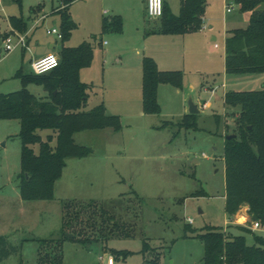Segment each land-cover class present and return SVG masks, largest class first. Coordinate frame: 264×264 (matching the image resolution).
<instances>
[{
    "label": "rangeland",
    "instance_id": "rangeland-1",
    "mask_svg": "<svg viewBox=\"0 0 264 264\" xmlns=\"http://www.w3.org/2000/svg\"><path fill=\"white\" fill-rule=\"evenodd\" d=\"M67 1L72 3L68 13L75 27L71 37L62 44L56 35L47 33L56 28L55 18L50 16L42 21V17H46L42 8L45 7L49 15L56 14L67 6L65 0H22L21 6L14 0H4V11H0V50L4 39L13 31L26 35L28 29H33L29 49L18 47L9 54L0 52V94L22 89L17 72L32 73V59L49 51L50 43L56 45L54 54L59 60L62 45L76 48L90 44L94 52L92 63L80 72L81 81L89 86L85 108L88 111L102 96V86L113 79L110 70L117 65V48L121 51L118 46L121 37L103 33V21L117 15L123 17L127 27L125 55L135 45H141V40L135 37L137 26L144 33L160 23L146 20L144 0ZM169 1L176 8L177 0ZM227 4L230 3L226 0H207L206 6L207 18L213 19L216 27L213 34L217 37L215 42L209 43L207 55L214 63L207 65L204 75L208 82L218 85L215 94L219 99L214 102V109L196 115L192 127L181 126L183 106H187L188 114L190 97L184 101L174 97L170 103H163L162 114L122 119L121 131L108 128L76 134V143L86 147L89 154L67 159L62 176L55 183L52 200L22 203L14 195L13 186L18 189L20 183L21 140L18 135L21 126L18 120H0V236L5 234V227L13 223L18 231L9 236V241L14 245L23 244L20 254L0 264H38L43 240L63 244V264H146L154 255L142 253L146 241L161 252L160 264H204L205 247L197 235L205 227L223 231L227 228L236 235H245L249 245L254 243L253 234L235 228L251 230L253 220L249 206L242 205L235 214L242 216L239 218L242 225H232L225 213V172L221 158L225 137L233 134L240 110L227 106L222 94L224 90H262L264 74L225 72L226 25L245 27V15L239 7L231 4L232 12L227 13ZM11 18L24 20L28 28L20 31L11 23V29ZM57 29L61 31L60 24ZM104 41L108 45H102ZM27 89L36 97L45 90L34 84ZM199 93L192 94L194 101ZM201 97L209 100L211 93H201ZM66 202H76L77 208L85 212L84 216L91 214L88 204L98 205L116 221H124L132 238H115L108 243L94 242L87 246L76 239H66L67 234L61 229L62 206ZM28 209L32 212V222L21 215L23 211L28 213ZM251 231L264 237V230ZM114 250L128 251L132 255L124 260L115 256Z\"/></svg>",
    "mask_w": 264,
    "mask_h": 264
},
{
    "label": "trees",
    "instance_id": "trees-1",
    "mask_svg": "<svg viewBox=\"0 0 264 264\" xmlns=\"http://www.w3.org/2000/svg\"><path fill=\"white\" fill-rule=\"evenodd\" d=\"M21 6L22 0H14ZM207 0H181L179 15H174L164 4V14L159 20L156 33L179 36L197 32L203 25ZM241 13H251L246 28L229 31L226 39L225 72L227 74H264V0H232ZM59 10L62 44L71 37L75 27L68 13L69 4ZM12 25L20 31L27 24L22 19L11 18ZM103 33L120 34L123 20L120 17L105 19ZM93 48L83 44L76 48L62 45L60 64L53 71L16 77L22 89L0 94V120H18L21 140V172L19 194L23 201H49L54 198L55 183L61 178L67 159L83 158L89 154L86 147L75 141V135L90 131L113 129L121 131L119 116L108 115L103 103L86 111L89 86L80 79V72L93 60ZM42 86L46 97H36L27 87ZM169 84L178 89L183 86L181 71H160L156 62L143 59L142 109L147 115L161 112L158 87ZM224 102L232 108H240L233 134L236 137L224 143L225 213L232 217L242 205H248L252 220L264 225V89L249 92H227ZM196 115H185L181 126H191ZM42 132H47L42 136ZM91 214L84 216L76 202L63 203L62 232L87 246L92 243H108L115 238H132L124 221L94 203L88 204ZM79 210H77V209ZM243 233L253 234L254 243L249 245L243 234L224 232L216 227H205L198 238L204 243V264H264V237L251 230L235 227ZM38 264H63V244L55 240H43ZM23 244L14 245L0 236V261L20 254ZM124 260L132 255L128 251H113ZM142 253L154 254L146 264H160L161 252L146 242Z\"/></svg>",
    "mask_w": 264,
    "mask_h": 264
},
{
    "label": "crops",
    "instance_id": "crops-1",
    "mask_svg": "<svg viewBox=\"0 0 264 264\" xmlns=\"http://www.w3.org/2000/svg\"><path fill=\"white\" fill-rule=\"evenodd\" d=\"M65 1L67 2V0ZM165 2L168 3L174 15H179L181 9V0H177L176 8L169 0H165ZM144 4H145L144 16L146 20H149L146 12V0H144ZM71 5L72 3L69 4L68 6L69 9ZM206 6H207V1H206ZM42 13L46 15V17L42 21H46L50 16L54 17L55 19L53 23L56 26V28H58L60 24L59 14L56 13L49 15L48 13H46L45 7L42 8ZM242 14L245 15V18L243 20L245 27L243 28H246L251 13H242ZM104 15H106L105 12L103 13V16ZM207 16H208L207 11L205 9L203 21L205 22V24H207L208 27L207 30H199L197 32L188 33L179 36L162 35L156 33V30L158 29L159 25L156 26V28H154L151 31H144V33H142L141 31L140 29L141 27L137 26L135 28V33H136L135 37L139 41L141 40V45L140 43L135 45V47L131 49V52H129L128 55H125L124 53L126 51L125 49L126 48L125 41L127 35L126 23L124 22L123 17L120 15L110 17L109 20L115 17H120L123 20V31L122 33L118 34L119 37H121L118 40V46L121 51H119V49L117 48L118 50L117 51L118 61L116 63L117 65L110 70V72L113 73L112 75L113 79L110 80V82H107L104 86H102L103 94L98 100V103L96 105H93V107L103 103L108 115L119 116L121 120L154 116V115L145 114L142 109L143 59L145 57H150L156 62L157 67L160 71H181L183 73V86L181 89H178L169 84L159 85L158 102L161 107V112L159 114L163 113L164 110L163 103L164 104L170 103L172 100L171 98L181 97L182 100L184 101L186 98H188V96L191 97L192 94H195L198 91H200L198 95L199 97L194 102L199 104V109L201 111L200 114H202L206 109L213 110L214 102L218 101L219 99V97H217V94H215L218 85H215V83L213 82L212 83L208 82L206 80V77H204V75H205V68H207V65L214 63V61L212 59H209L207 55L209 43L215 42L217 40V37L215 36V34H213V31L216 28L215 23L212 18H207ZM227 21L230 23L234 22V20H226V22ZM10 26L12 29L11 21H10ZM32 29H28L29 32L26 34L28 46L30 44L29 37L31 35ZM233 29H239V28H229L226 25V32L224 33L225 35L224 63L226 57V39L228 37L229 31ZM104 42H102V45H108V42L107 44H104ZM55 49H56V45L50 43L49 51H45L37 55L35 58L37 59L48 53H57L54 51ZM0 52H2V50H0ZM34 59H32V61ZM223 86L227 87L226 84H223ZM227 92L228 91L224 90V93L222 94L223 100ZM184 93H186L185 96L183 95ZM201 93H211V98L209 100L203 99L201 97ZM46 96H47L46 90H44L43 94L38 95V97L40 98ZM202 102H204V104ZM233 109L240 110L239 107ZM185 115H187V106L186 107L183 106L182 116L184 117ZM221 160L222 162H224L223 153ZM224 172H225V163H224ZM12 191L17 198L19 197L20 202L22 203L26 202L21 199L19 194V188L16 189V187L13 186ZM224 198L226 201V192ZM21 215H24L25 218L26 217L28 218L27 222H32V212L30 210L28 211V213H26V211H23ZM226 216L228 217L227 214ZM241 217L242 216L234 215L229 219L231 220L232 225H236V224L242 225V223L239 222L240 220L239 218ZM15 231H18V228L16 225L12 223L11 225L5 227V231H4L5 234H3L2 237H5L9 240L10 239L9 236H11V234H13ZM147 255L148 253L145 256Z\"/></svg>",
    "mask_w": 264,
    "mask_h": 264
},
{
    "label": "built area",
    "instance_id": "built-area-1",
    "mask_svg": "<svg viewBox=\"0 0 264 264\" xmlns=\"http://www.w3.org/2000/svg\"><path fill=\"white\" fill-rule=\"evenodd\" d=\"M3 1L4 0H0V11H4ZM227 1L230 4H227L226 11L227 13H231L232 12L231 4H235V3L232 0H226V2ZM164 4H165V0H146V12L148 19L152 21L160 20L164 14ZM207 29L208 27L203 21V25L200 30H207ZM47 33L49 35H56L59 39H62V33L57 28L48 30ZM104 44H107V42H104ZM18 47H21L25 50L29 49L27 44V35H23L13 31L12 34L8 35L4 39V47L2 49V52L9 54L12 53L14 50H16ZM215 47L218 48V45L216 44ZM59 64H60V60L58 56L55 55L54 53H48L42 57L34 59L31 62V67L34 74L43 75L56 69L59 66ZM189 222L191 223L192 220L189 219ZM250 229L253 231H262L264 230V225H262V223L257 220H253ZM224 232H227V228L224 229Z\"/></svg>",
    "mask_w": 264,
    "mask_h": 264
},
{
    "label": "water",
    "instance_id": "water-1",
    "mask_svg": "<svg viewBox=\"0 0 264 264\" xmlns=\"http://www.w3.org/2000/svg\"><path fill=\"white\" fill-rule=\"evenodd\" d=\"M202 103L204 104V102H202ZM200 113H201V111L199 109V104L195 103L194 100H193V98H192V96H191L190 97V100H189V104H188V114L189 115H198ZM234 137H236V135L235 134H232V135H229L227 137V139H231V138H234ZM67 237L68 238H71L72 235H69L68 234Z\"/></svg>",
    "mask_w": 264,
    "mask_h": 264
}]
</instances>
